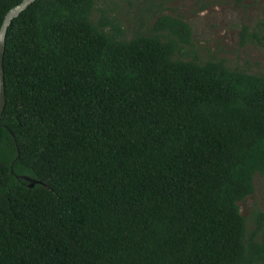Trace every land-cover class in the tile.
<instances>
[{
	"label": "trees",
	"instance_id": "16d2710c",
	"mask_svg": "<svg viewBox=\"0 0 264 264\" xmlns=\"http://www.w3.org/2000/svg\"><path fill=\"white\" fill-rule=\"evenodd\" d=\"M98 1L36 0L7 30L0 264H264L263 215L239 208L264 72L201 59L154 2L127 37Z\"/></svg>",
	"mask_w": 264,
	"mask_h": 264
},
{
	"label": "rangeland",
	"instance_id": "374dc122",
	"mask_svg": "<svg viewBox=\"0 0 264 264\" xmlns=\"http://www.w3.org/2000/svg\"><path fill=\"white\" fill-rule=\"evenodd\" d=\"M151 2L159 13L188 24L201 59H223L231 67L264 72V0H100L97 8L115 14L129 37L141 17L144 26L154 23L144 14ZM98 14L96 10L94 20ZM253 184V194L239 203L248 228L255 225V213L263 215L264 224V174L256 175Z\"/></svg>",
	"mask_w": 264,
	"mask_h": 264
},
{
	"label": "water",
	"instance_id": "95a60500",
	"mask_svg": "<svg viewBox=\"0 0 264 264\" xmlns=\"http://www.w3.org/2000/svg\"><path fill=\"white\" fill-rule=\"evenodd\" d=\"M35 1L36 0H22L20 4L16 5L6 13L0 27V118L5 107L3 56L5 49L6 33L12 21ZM21 179L28 182V187L30 188H32L37 182L36 180L27 176H21Z\"/></svg>",
	"mask_w": 264,
	"mask_h": 264
}]
</instances>
